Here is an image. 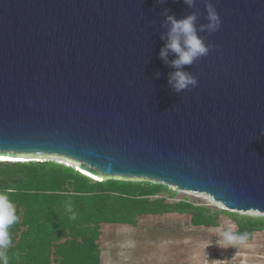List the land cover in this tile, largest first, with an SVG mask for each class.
Wrapping results in <instances>:
<instances>
[{
  "label": "water",
  "instance_id": "95a60500",
  "mask_svg": "<svg viewBox=\"0 0 264 264\" xmlns=\"http://www.w3.org/2000/svg\"><path fill=\"white\" fill-rule=\"evenodd\" d=\"M218 13L216 32L207 5ZM213 45L175 92L166 15ZM264 0H0V156L264 212Z\"/></svg>",
  "mask_w": 264,
  "mask_h": 264
},
{
  "label": "trees",
  "instance_id": "16d2710c",
  "mask_svg": "<svg viewBox=\"0 0 264 264\" xmlns=\"http://www.w3.org/2000/svg\"><path fill=\"white\" fill-rule=\"evenodd\" d=\"M0 193L9 196L20 218L9 229L8 264H101V225H136L145 213H189L194 224L204 226L217 225L225 214L237 222V234H248L247 240L264 229V216L196 205L187 197L169 202L176 189L167 184L99 181L55 159L0 161ZM68 200L76 220L65 210Z\"/></svg>",
  "mask_w": 264,
  "mask_h": 264
},
{
  "label": "rangeland",
  "instance_id": "374dc122",
  "mask_svg": "<svg viewBox=\"0 0 264 264\" xmlns=\"http://www.w3.org/2000/svg\"><path fill=\"white\" fill-rule=\"evenodd\" d=\"M185 197L196 205L264 216V212L254 209L228 208L209 194L194 190L176 189L168 201L178 202ZM229 224L237 233V222L225 214L219 215L217 225L204 226L194 224L191 214L179 211L145 213L136 225L105 222L99 238L101 264H264V229L254 231L242 246L219 247L216 229Z\"/></svg>",
  "mask_w": 264,
  "mask_h": 264
},
{
  "label": "clouds",
  "instance_id": "9594fccd",
  "mask_svg": "<svg viewBox=\"0 0 264 264\" xmlns=\"http://www.w3.org/2000/svg\"><path fill=\"white\" fill-rule=\"evenodd\" d=\"M164 3L165 0H158ZM190 7L194 6L195 0H184ZM167 9L164 10L166 15V36L162 35L161 39H165L166 43L160 50V57L165 63H168L169 53L176 55V59L172 60L171 66L176 69L169 76V84L177 93L184 90H191L197 85V78L188 72L182 70L185 65H192L195 61L209 54L213 45L206 44L202 37L198 36L196 21L197 13H192L185 18L176 19L174 15H167ZM209 23L200 27L201 31L216 32L221 26V20L214 6L209 3L207 5ZM264 134V130H262ZM65 210L69 213V219L76 220L77 213L74 211L71 200L65 202ZM16 208L9 196L0 193V264H8V256L6 250L11 246L12 240L9 229L12 225L19 221ZM234 225H228L226 228H217L216 232L220 239L217 245L222 248L239 247L246 243L248 234H237L234 231Z\"/></svg>",
  "mask_w": 264,
  "mask_h": 264
},
{
  "label": "bare ground",
  "instance_id": "6f19581e",
  "mask_svg": "<svg viewBox=\"0 0 264 264\" xmlns=\"http://www.w3.org/2000/svg\"><path fill=\"white\" fill-rule=\"evenodd\" d=\"M4 158H7V159H8V158L17 159V158L8 157V156H7V157H6V156H0V159H4ZM21 160H24V159H21ZM66 162H67V161H66ZM68 164H71V163L68 162ZM81 170H82V169H81ZM83 171H84V172H87V171H85V170H83ZM87 173H88V172H87ZM89 174H90V173H89ZM91 175H92V174H91ZM93 176H95V175H93ZM95 177H97V176H95ZM99 179H100V178H99Z\"/></svg>",
  "mask_w": 264,
  "mask_h": 264
}]
</instances>
